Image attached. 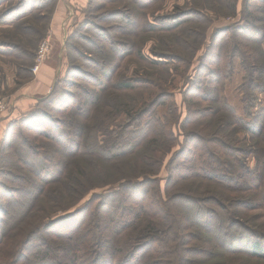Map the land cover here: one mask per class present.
I'll list each match as a JSON object with an SVG mask.
<instances>
[{
	"label": "trees",
	"instance_id": "16d2710c",
	"mask_svg": "<svg viewBox=\"0 0 264 264\" xmlns=\"http://www.w3.org/2000/svg\"><path fill=\"white\" fill-rule=\"evenodd\" d=\"M157 1L126 0L112 15L88 13L78 33L91 26L104 38L106 29L97 23L120 22L114 25L119 37L110 43L113 61L104 48H97V59L74 51L99 70L114 62L116 72L139 28L147 39L156 36L150 53L159 59L153 64L158 69L135 70L130 77L119 72L109 86L95 84L96 92L69 79L54 83L43 102L51 112L68 105L63 117L47 123L44 114L32 112L8 122L0 141V195L14 207L8 202L0 208V264H222L244 234L264 240V233L249 229L257 212L263 210L264 218V109L245 122L226 102L222 110L217 103V86L236 59L245 72L243 91L264 89V0H189V9L176 8L152 24L146 10ZM210 13L239 16L242 24L215 31L206 45ZM222 34L224 46L215 50ZM70 39L91 40L75 33ZM210 59L205 74L211 83L197 82ZM25 67L18 65V73ZM72 69L97 83L80 65H69L66 76ZM60 84L78 93L57 92ZM186 85L180 121L174 95ZM242 101L246 113L256 108L252 98ZM158 107L166 108L162 116ZM40 125L50 130L37 132ZM249 156L256 160L252 169ZM18 183L24 187L8 185ZM82 217L88 218L83 227ZM250 249L249 257L264 264V242H252Z\"/></svg>",
	"mask_w": 264,
	"mask_h": 264
},
{
	"label": "rangeland",
	"instance_id": "374dc122",
	"mask_svg": "<svg viewBox=\"0 0 264 264\" xmlns=\"http://www.w3.org/2000/svg\"><path fill=\"white\" fill-rule=\"evenodd\" d=\"M74 1L75 0H73V4H71V0H0V100H3L6 104V111L0 116V139H2L8 124H5L4 122L7 112L11 113L14 109H17V113L19 115L12 119V121L17 122L20 119H23L29 113L39 112L40 114H44L45 120L47 123H50L49 118H61L66 113V111H68V105L63 106L59 103L54 108L55 111L51 112L50 107L52 106H50L48 102H43L44 97H48L49 94L40 95L41 93L33 94L34 92H31L32 94L30 93L29 95H37L35 99H25L22 102V105L19 104V108L15 107L11 102L12 99L8 97V95H10L12 91L20 89L22 90L25 88L31 89L34 87V85H36H33V83H36V78H38L41 66L46 65L50 68L48 71V76H46L43 81L47 82L51 86L54 83V86H56L57 83H63V81L69 79V83H78L77 85H80V89L82 87L90 88L94 92L100 90V87H97L95 84L101 83L103 86H109L111 82L114 81V78L119 72H122L130 77L133 75L135 70L142 71V69L150 70L159 68L154 67L153 65L155 63L154 61L159 59L150 53L152 45L156 44L157 42L156 36L154 38L150 36V38L147 39L149 36L139 33V28L137 30V34L130 39L131 46H134V48L131 50V54H129V56H127L123 61H119L117 66L118 70L116 72H114V62L112 65L106 66L105 69L102 68V70H99V68L97 69V67L92 66V64L88 61H83L80 55L74 51L75 47H77L79 51H82V53H86L87 55L95 57L96 59L98 55L97 48H104L107 51L110 59L112 61L114 60V48H110V43L114 42V37H119L114 32V25L120 23L118 20L112 17L108 20L97 23V27H101L100 29H106L104 32V38L97 37L96 34L100 33V31L93 29L91 26H88L86 29H82L80 33H78V29L83 25L85 20L88 19V13L95 15L96 11L100 10L98 15H112L116 13V11L123 10L124 4L122 3H126V0H122V3L120 1L114 3V0H90L91 5L88 4L89 0H85V3H82L81 0H78L80 2L76 3ZM60 7H67L65 9L66 12L63 11V8L60 9ZM176 8H179L182 11L189 9V0H158L146 10V14L150 23L159 24L157 20L159 21L165 16H170L177 13L175 12ZM240 10L241 3L238 4V12H240ZM54 11H56L58 20L57 23H60V27L57 25L53 30V33L49 35V29H46L45 26L48 24L49 27L50 19ZM209 17L211 18V21L206 29V45L211 42L210 36L215 31H225V29H228L231 26H240L242 24L240 22L239 16L234 19H227L223 17H217L216 15L210 13ZM199 28L204 27L200 26ZM128 29L135 31L134 27H129ZM101 32L103 31L101 30ZM73 33L82 35V37L85 38L89 37L91 40L88 41V43H84L83 40L79 39L71 40L70 36ZM226 37V35L222 34L215 41V50H221L223 48ZM44 41L48 42L49 49L43 61L41 62L38 71L33 74L31 70L36 64L39 47ZM203 51L204 49L196 55L192 62L193 65L188 71V74L191 75V77L195 75L194 70L198 65L197 58L203 53ZM211 60L212 59H210V61L206 60L207 66L206 68L204 67L201 73L199 71L197 82L201 81L202 84L203 82H207L209 84L211 83L212 80L206 77V74L209 75ZM18 65L26 66L25 68L27 69V72L21 74L18 73ZM69 65L82 66L86 72H89L90 75L95 77L97 83L87 82V80H89V76L84 77L83 75H80V73L75 72L74 69H72L73 74H71L70 77L66 76ZM168 65L169 67H172L174 64L170 63ZM228 73V78H226L222 83H219L217 86V103H219V107L222 110V106L224 105V102H226L227 105L235 111L237 116L242 117L245 122H250V118L255 119L258 112L260 113V110L264 109V89L256 91L253 95L251 92L247 93L243 91L242 86L245 72L242 70L238 59L234 61L233 67ZM197 82L194 84H197ZM58 86L57 92L60 91L59 89L62 91L66 89L63 92H67V89H69L71 96L73 93L74 95L78 93L74 91V89L68 87L69 84H60ZM187 89L188 85L184 87L179 86L174 95V100L179 107L180 121H182L186 116V109L183 105L182 93ZM250 98H252V103L256 104V108H248L246 113L242 100ZM84 101L90 102L91 100L85 98ZM165 109L166 108L164 107H158L156 112L159 116H162L165 113ZM88 124L89 123H86L85 125ZM21 128H23L26 133L34 134V132L24 128L23 126L16 127V129ZM47 130H50L49 125H40L37 132ZM174 134L176 137L180 135V133L176 130H174ZM246 137L248 140L249 136ZM243 138H245V135L241 136V139ZM179 141H182L181 135ZM255 164V158L253 156H249L247 159L248 167L252 169L254 168ZM159 177V187L161 192H163L166 172L162 170ZM8 185L13 189H17L18 187L22 186L24 187V184L20 183ZM11 201L12 200H8L7 197L0 195V208L2 207L6 209L9 205L7 204L8 202H10V204H12L14 207ZM82 205L83 204L77 206V209L81 208ZM261 213L263 214V210L256 213V215L259 217V220H256L254 224L249 227L251 233H264V218H260ZM253 214L254 213L252 212L248 213V215ZM80 220L82 221L81 227H83V225L88 221V218L82 217ZM245 235L247 234H244V238L241 242L242 244L239 246L235 244L230 246V250L232 252L230 251L225 255L222 264H235L237 262L239 264H257L255 259L249 257V250L251 251L250 243L259 240L262 244L264 240L257 237L250 238L249 236Z\"/></svg>",
	"mask_w": 264,
	"mask_h": 264
},
{
	"label": "crops",
	"instance_id": "0c3cea01",
	"mask_svg": "<svg viewBox=\"0 0 264 264\" xmlns=\"http://www.w3.org/2000/svg\"><path fill=\"white\" fill-rule=\"evenodd\" d=\"M81 1H82V3H85V0H81ZM74 2L76 3V2H80V1L75 0ZM71 4H73V0H71ZM58 7H59V5H58ZM62 8L64 9L63 11L66 12L65 9L67 7H62ZM62 8L60 7V9H62ZM45 18H47V17H45ZM57 22H58V20H57V16H56V11H54V13H53V15H52V17L50 19L49 27H48V24L45 26L46 29H49V32H48L49 35L53 33V30L56 28L57 25H59V27H60V23H57ZM7 26H9V25H7ZM7 28H9V27H7ZM49 70H50V68L48 66H46V65L45 66H41L38 78H36V83H33V85L36 84V85H34V87H32L31 89L25 88V89H22V90L21 89L20 90H14V91H12L10 93V95H8V97H10L12 99L11 102L14 104L15 107L19 108L20 107L19 104L22 105V102L25 99H31V98L35 99V97L37 95H29L31 92H34L33 94L41 93L40 95L49 94V92L51 91V87L52 86L50 84H48L47 82L43 81V79H45L46 76H48V74H49L48 71ZM33 85H31V86H33ZM18 115L19 114L17 113V109H14L11 113L7 112V115H6L5 120H4L5 124L8 123L9 121H11L12 119L16 118Z\"/></svg>",
	"mask_w": 264,
	"mask_h": 264
},
{
	"label": "built area",
	"instance_id": "2783aa9c",
	"mask_svg": "<svg viewBox=\"0 0 264 264\" xmlns=\"http://www.w3.org/2000/svg\"><path fill=\"white\" fill-rule=\"evenodd\" d=\"M48 42L44 41L39 47L38 54H37V59H36V64L32 68L31 72L35 74L38 71V68L43 61L44 57L46 56L48 52ZM6 111V104L3 100H0V116Z\"/></svg>",
	"mask_w": 264,
	"mask_h": 264
}]
</instances>
